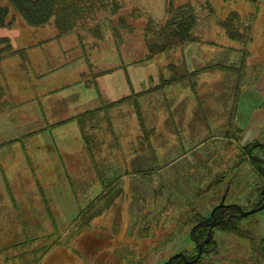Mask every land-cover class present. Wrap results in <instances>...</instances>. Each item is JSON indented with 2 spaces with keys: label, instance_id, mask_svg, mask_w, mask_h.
<instances>
[{
  "label": "rangeland",
  "instance_id": "374dc122",
  "mask_svg": "<svg viewBox=\"0 0 264 264\" xmlns=\"http://www.w3.org/2000/svg\"><path fill=\"white\" fill-rule=\"evenodd\" d=\"M119 2L62 35L18 14L0 25L17 50L0 57V259L28 235L55 242L40 264H264V209L213 229L203 254L190 238L196 216L264 192V0L193 1L200 44L150 60L143 30L166 0ZM230 11L249 15L245 43L220 24ZM182 54L205 70L165 84Z\"/></svg>",
  "mask_w": 264,
  "mask_h": 264
},
{
  "label": "trees",
  "instance_id": "16d2710c",
  "mask_svg": "<svg viewBox=\"0 0 264 264\" xmlns=\"http://www.w3.org/2000/svg\"><path fill=\"white\" fill-rule=\"evenodd\" d=\"M193 1L196 0H178L176 3H174L173 0H166L164 20L159 22H152L151 20H148V24L143 30V42L147 51V54L145 55L146 57L144 59L150 60L151 58H155L157 54L175 50V48L177 49L179 46L181 47L183 45L184 50L185 46L189 43L198 42V36L197 34L193 33V30L198 21L197 19L199 12L196 11V2L192 3ZM199 1H201L202 11H207L211 14L213 13L214 9L208 0ZM6 3L7 4L5 5L0 4V25L11 24L12 21H14V14H18L23 18L26 24L30 26H43L50 21H53L59 35L68 33L75 28L82 26L84 22L89 21V19L97 16L100 11L108 10L110 12L112 11L113 13H116L122 7L119 0H6ZM10 9L13 11V14L9 16ZM240 15L241 14L237 13L236 11H230L223 20H220V24L225 29L229 38L238 41H240L241 38H245V41H242L245 43L251 39L248 27L249 15ZM246 21V29H243L245 32H240L243 30L239 28H241L243 23ZM118 24L122 28L127 27L123 18L118 20ZM94 34V36H99L98 33L94 32ZM0 41L7 42V49L0 47V57L4 56V54L2 55L3 50L8 54H14L17 51L11 49V46L8 43L9 40H6V37L0 38ZM183 54L182 57L185 61ZM171 65L172 66L170 67H173V64ZM186 66V61L184 65H180V67L178 64H176V69L172 71L173 77L168 78V80L166 79L167 81L165 84H167V82L171 84L187 77H195L199 73L203 72L206 68L201 66L198 68L194 67L193 69H188ZM179 68L185 69V71H182L181 73ZM3 95L4 87L0 85L1 107L4 101ZM130 97L131 95H127L108 104L113 105L115 103L125 101ZM81 116L82 115L75 114L71 119L77 120L80 127L79 130L81 137L87 147V151L89 152L90 149L89 140L87 138L88 135L83 132L79 123V118ZM85 117L86 115L84 114L82 120H84ZM61 122H63V120ZM243 149H247V151L250 150V148H247L246 146L243 147ZM263 201L264 192L261 190V192H259V198L255 201L254 208L263 204ZM244 211L248 210H242L236 204L229 203L226 205L224 204L215 206L208 217L203 215L196 216L195 224L190 231V238L197 245L198 253L203 254L206 251V247L209 244H212V238L210 234L212 233L213 229H238L237 226L239 220H242L250 215L244 214ZM27 236L28 235L25 236L24 242L10 244L9 247L3 248V252L6 254L3 259H0V264H40L43 256L48 252V250L52 248L55 243L53 240H51L50 236H43L36 238L35 240L39 242L34 247H32L29 246V243H32L34 239ZM263 240L264 239L261 238V242ZM8 250L13 253L8 254ZM180 257V255L176 256V258ZM199 258L200 255L198 257L196 256L189 262H185L184 260H182V262H184L183 264H195ZM179 263H181V261Z\"/></svg>",
  "mask_w": 264,
  "mask_h": 264
},
{
  "label": "water",
  "instance_id": "95a60500",
  "mask_svg": "<svg viewBox=\"0 0 264 264\" xmlns=\"http://www.w3.org/2000/svg\"><path fill=\"white\" fill-rule=\"evenodd\" d=\"M263 207H264V202H263L262 205H260V206H258V207H256V208H252V209H250V210H248V211H244L243 213H244V214H250V213H253V212H256V211L261 210Z\"/></svg>",
  "mask_w": 264,
  "mask_h": 264
},
{
  "label": "crops",
  "instance_id": "0c3cea01",
  "mask_svg": "<svg viewBox=\"0 0 264 264\" xmlns=\"http://www.w3.org/2000/svg\"><path fill=\"white\" fill-rule=\"evenodd\" d=\"M14 21H15V20H14ZM49 23H51V21H50ZM58 35H59V34H58ZM187 67H188V66H187ZM193 67H194V66H193ZM188 69H189V68H188ZM83 72H84V70L82 71L81 74H83ZM85 83H86L85 85H87V86L94 84V86L97 88V83L95 82V80H93L92 82L86 81ZM115 101H116V100H115ZM111 102H113V101H111Z\"/></svg>",
  "mask_w": 264,
  "mask_h": 264
},
{
  "label": "flooded vegetation",
  "instance_id": "af4514ba",
  "mask_svg": "<svg viewBox=\"0 0 264 264\" xmlns=\"http://www.w3.org/2000/svg\"><path fill=\"white\" fill-rule=\"evenodd\" d=\"M263 202H264V201H263ZM261 205H262V204H261ZM259 206H260V205H259ZM263 208H264V207H263ZM263 208H262V209H263ZM262 209H261V210H262ZM261 210H259V211H261ZM209 237H210V236H209Z\"/></svg>",
  "mask_w": 264,
  "mask_h": 264
}]
</instances>
